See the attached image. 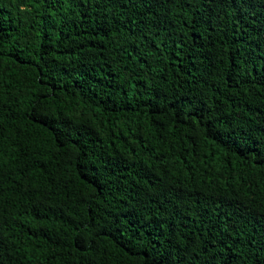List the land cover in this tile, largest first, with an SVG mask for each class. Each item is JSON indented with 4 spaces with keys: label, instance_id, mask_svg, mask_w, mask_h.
I'll use <instances>...</instances> for the list:
<instances>
[{
    "label": "trees",
    "instance_id": "1",
    "mask_svg": "<svg viewBox=\"0 0 264 264\" xmlns=\"http://www.w3.org/2000/svg\"><path fill=\"white\" fill-rule=\"evenodd\" d=\"M0 264H264V0H0Z\"/></svg>",
    "mask_w": 264,
    "mask_h": 264
}]
</instances>
